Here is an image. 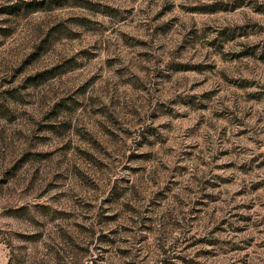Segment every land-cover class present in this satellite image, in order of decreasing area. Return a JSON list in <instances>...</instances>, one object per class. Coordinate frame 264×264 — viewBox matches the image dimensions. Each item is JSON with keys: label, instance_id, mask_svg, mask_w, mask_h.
Instances as JSON below:
<instances>
[{"label": "rangeland", "instance_id": "obj_1", "mask_svg": "<svg viewBox=\"0 0 264 264\" xmlns=\"http://www.w3.org/2000/svg\"><path fill=\"white\" fill-rule=\"evenodd\" d=\"M169 222L264 264V0H0V264H162Z\"/></svg>", "mask_w": 264, "mask_h": 264}, {"label": "trees", "instance_id": "obj_2", "mask_svg": "<svg viewBox=\"0 0 264 264\" xmlns=\"http://www.w3.org/2000/svg\"><path fill=\"white\" fill-rule=\"evenodd\" d=\"M173 223H168L164 228V231L161 233V237L159 238L160 242L157 245L159 253L158 260H161L162 264H174L173 259L176 258V250L179 248V239L177 237H172ZM157 230V228H155ZM175 238V239H174ZM185 240H189L188 238H184ZM188 255L185 257H177L180 260H184L186 264H202L198 261L187 259Z\"/></svg>", "mask_w": 264, "mask_h": 264}]
</instances>
